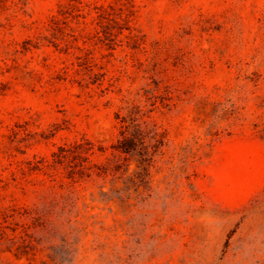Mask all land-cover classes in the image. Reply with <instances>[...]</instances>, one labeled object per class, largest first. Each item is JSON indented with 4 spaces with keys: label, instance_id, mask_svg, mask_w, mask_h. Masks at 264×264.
<instances>
[{
    "label": "rangeland",
    "instance_id": "rangeland-1",
    "mask_svg": "<svg viewBox=\"0 0 264 264\" xmlns=\"http://www.w3.org/2000/svg\"><path fill=\"white\" fill-rule=\"evenodd\" d=\"M0 264H264V0H0Z\"/></svg>",
    "mask_w": 264,
    "mask_h": 264
},
{
    "label": "trees",
    "instance_id": "trees-1",
    "mask_svg": "<svg viewBox=\"0 0 264 264\" xmlns=\"http://www.w3.org/2000/svg\"><path fill=\"white\" fill-rule=\"evenodd\" d=\"M123 151H125L124 149H122Z\"/></svg>",
    "mask_w": 264,
    "mask_h": 264
}]
</instances>
